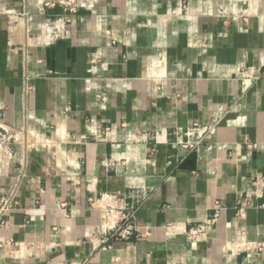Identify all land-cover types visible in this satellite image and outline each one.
Listing matches in <instances>:
<instances>
[{
    "label": "crops",
    "instance_id": "crops-1",
    "mask_svg": "<svg viewBox=\"0 0 264 264\" xmlns=\"http://www.w3.org/2000/svg\"><path fill=\"white\" fill-rule=\"evenodd\" d=\"M40 2L0 0V264H264V0Z\"/></svg>",
    "mask_w": 264,
    "mask_h": 264
},
{
    "label": "built area",
    "instance_id": "built-area-1",
    "mask_svg": "<svg viewBox=\"0 0 264 264\" xmlns=\"http://www.w3.org/2000/svg\"><path fill=\"white\" fill-rule=\"evenodd\" d=\"M85 3V0H41V8L42 9H50L55 10L59 9L63 13V18L68 21L69 15L76 12V10L83 6ZM213 133V128L211 127H203L199 124H193L189 126L182 135L186 137V141L182 142L181 144L183 146L193 148L200 145L205 139ZM5 141V135L0 131V145ZM9 204L8 199L4 200L0 209V212H4ZM63 206L65 204H62ZM103 206L105 208V211L107 214L110 215H116L118 211L127 209L124 207H120L118 199L115 197H108L106 198L105 202H103ZM130 207L129 213L127 215H122V225H125V227L130 228L129 220L133 216V211ZM131 210V211H130ZM211 228V223L207 222L205 224L193 226L189 228L186 235L189 238H198L201 236H204Z\"/></svg>",
    "mask_w": 264,
    "mask_h": 264
}]
</instances>
